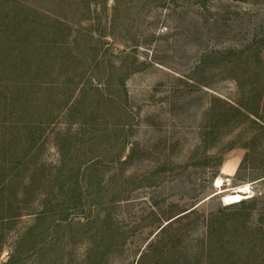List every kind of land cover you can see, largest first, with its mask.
Here are the masks:
<instances>
[{
    "label": "rangeland",
    "instance_id": "1",
    "mask_svg": "<svg viewBox=\"0 0 264 264\" xmlns=\"http://www.w3.org/2000/svg\"><path fill=\"white\" fill-rule=\"evenodd\" d=\"M252 201L264 0H0V264H206Z\"/></svg>",
    "mask_w": 264,
    "mask_h": 264
},
{
    "label": "trees",
    "instance_id": "2",
    "mask_svg": "<svg viewBox=\"0 0 264 264\" xmlns=\"http://www.w3.org/2000/svg\"><path fill=\"white\" fill-rule=\"evenodd\" d=\"M253 46H250V49ZM256 58L259 56L258 50L252 51ZM250 55L246 56V59H249ZM65 98L58 99L57 106L59 108H53L47 118H40L35 122V124L31 125V128L34 129L36 127H42L44 124H51L56 123L58 120L63 118L65 115L64 111H67V100H63ZM69 110V109H68ZM214 175H217V170L214 172ZM259 203L257 201H252L250 203L243 202L242 205L238 206L236 209L233 210V215L239 214L240 216L245 217V221H240V217L233 219V218H226L223 221L219 222V233L223 236L226 233V230L233 231L234 236L232 239H225L222 237V241L217 238L218 224H209V231H208V239H207V250L204 251V261L206 264H264V238L261 245H257V243L248 241L249 236L247 235L249 232L247 231L248 226L246 224L249 223L248 219L253 214L258 213L260 215H264V207H258ZM237 212V213H236ZM243 212H245L243 214ZM257 224H264L263 222H259ZM230 227H233L231 229ZM261 234L264 236V228L258 229ZM241 231L242 234H238ZM217 233V234H215ZM223 233V234H222ZM215 236V238H214ZM234 241V242H233ZM239 243V244H238ZM249 246V251L246 253H242L241 249ZM256 248H261L262 253L257 255L254 251ZM235 249V250H232ZM253 252V253H252ZM263 257V258H262ZM255 259V260H252ZM258 259L259 262H258ZM254 261V262H253Z\"/></svg>",
    "mask_w": 264,
    "mask_h": 264
},
{
    "label": "bare ground",
    "instance_id": "3",
    "mask_svg": "<svg viewBox=\"0 0 264 264\" xmlns=\"http://www.w3.org/2000/svg\"><path fill=\"white\" fill-rule=\"evenodd\" d=\"M243 190H244V189H243ZM243 190H242V189H239V190L237 191L236 194L226 195V196H225V201H227V202H236V201H239L241 198H243V197L240 195V193H242Z\"/></svg>",
    "mask_w": 264,
    "mask_h": 264
},
{
    "label": "built area",
    "instance_id": "4",
    "mask_svg": "<svg viewBox=\"0 0 264 264\" xmlns=\"http://www.w3.org/2000/svg\"><path fill=\"white\" fill-rule=\"evenodd\" d=\"M225 183L226 182L224 181V179L220 178V179L215 181V186L220 188V187L224 186Z\"/></svg>",
    "mask_w": 264,
    "mask_h": 264
}]
</instances>
